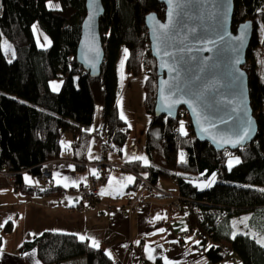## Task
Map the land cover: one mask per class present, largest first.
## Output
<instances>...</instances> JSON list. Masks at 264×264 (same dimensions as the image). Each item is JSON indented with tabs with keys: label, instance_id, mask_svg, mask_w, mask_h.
<instances>
[{
	"label": "trees",
	"instance_id": "obj_1",
	"mask_svg": "<svg viewBox=\"0 0 264 264\" xmlns=\"http://www.w3.org/2000/svg\"><path fill=\"white\" fill-rule=\"evenodd\" d=\"M49 0H0V43L5 38L14 49L8 61L0 44V176L25 194L50 195L57 190L34 192L23 182L31 174L34 182L41 164L61 160V137L72 136L71 150L76 164H84L89 139L101 136V129L122 131L112 140L120 147L127 138V129L117 116L120 93L117 59L122 48L128 50L125 70L133 77L142 75L147 63L150 74L144 82V111L149 123L145 133L144 160H133L125 168L145 177L156 185L162 179H173L183 198L182 210H188L185 235L197 238L196 249L213 264H264V247L248 233L234 232L233 216L249 213L248 228L264 236V0H234L232 30L252 20L254 31L243 69L248 76L252 114L258 125L255 140L237 151L216 152L208 143L195 139L191 124L178 127L181 117L171 120L155 114L157 76L155 60L150 55L145 16L164 14L159 0H102L104 14L99 30L104 60L98 77L90 76L76 61L80 24L85 16V0H58V9H48ZM40 24L50 38L47 48H38L32 26ZM262 26L261 39L257 35ZM60 78L59 92L50 82ZM97 106L102 107V125L91 132ZM183 153V162L180 154ZM228 153L239 157L240 163L227 166ZM79 162V163H78ZM213 184L199 189L197 182ZM3 184H6L4 182ZM193 200L200 208L188 209ZM227 212L218 223L212 209ZM197 213V214H195ZM7 222L5 232L11 231ZM235 236V238H233ZM209 239V240H208ZM211 246V247H209ZM2 236L0 235V249ZM34 250L41 264H62L85 258L87 264H112L101 249L74 235L44 232L32 241L24 242L19 252ZM237 259V261H235Z\"/></svg>",
	"mask_w": 264,
	"mask_h": 264
},
{
	"label": "crops",
	"instance_id": "obj_2",
	"mask_svg": "<svg viewBox=\"0 0 264 264\" xmlns=\"http://www.w3.org/2000/svg\"><path fill=\"white\" fill-rule=\"evenodd\" d=\"M139 77L141 76L133 77L127 74V81L117 98V116L128 131L126 141L120 147L115 145L110 159L122 166L136 160V157L146 158L142 149L138 153L136 148L132 150L129 147L132 129L130 115L141 127L143 125L147 128L149 123V118L143 114V106H139L140 97L143 104L144 94V81H139ZM134 95H137V98H134ZM132 100L137 102L141 111L131 110ZM121 111L125 119L120 118ZM101 125L102 107L97 106L91 132L96 133ZM65 140L67 146L61 151L63 158L53 166V182L57 190L54 193L25 194L11 185L7 178L0 176V235L3 237L0 264H41L34 250L21 253L18 248L44 232L70 234L78 239L80 235L93 238L99 241V249L107 255L111 253L108 256L112 264H213L204 254L198 252L197 239L193 235H182L188 229V210L184 207L182 212H174L170 207V195L147 198L142 208L131 217L124 216L121 206L132 198L138 189L137 177L129 170H107L106 180L100 188V201L87 210H75L81 200L80 189L95 171L93 168L76 164L71 150L72 138L65 136ZM100 144L98 135L89 139L84 161H95L98 158ZM129 176L134 179L129 181ZM32 180L31 174L23 175L26 186H29ZM4 182L6 184H3ZM156 186L169 193H175L178 189L173 179H162ZM60 190L67 192L61 194ZM110 204L112 208L107 206ZM10 221L11 231L4 234V226ZM161 229L164 231H160ZM86 240L91 244V239ZM150 255L152 259H149ZM62 264H87V261L83 257Z\"/></svg>",
	"mask_w": 264,
	"mask_h": 264
},
{
	"label": "water",
	"instance_id": "obj_3",
	"mask_svg": "<svg viewBox=\"0 0 264 264\" xmlns=\"http://www.w3.org/2000/svg\"><path fill=\"white\" fill-rule=\"evenodd\" d=\"M159 2L164 6L163 16H145L157 76L155 114L175 120L183 107L195 139L208 143L216 152L237 151L251 144L258 125L252 114L243 66L254 31L253 21L247 19L233 32L234 0H227L226 4L222 0H174L176 10L171 26L162 34L159 25H169L172 6L168 0ZM85 9L75 58L90 76L98 77L105 55L99 30L104 14L102 0H85ZM241 34L243 47H239L237 39ZM173 100L179 102L168 109L167 103ZM244 131L248 135L234 146Z\"/></svg>",
	"mask_w": 264,
	"mask_h": 264
},
{
	"label": "built area",
	"instance_id": "obj_4",
	"mask_svg": "<svg viewBox=\"0 0 264 264\" xmlns=\"http://www.w3.org/2000/svg\"><path fill=\"white\" fill-rule=\"evenodd\" d=\"M143 72L148 74L151 72L149 65L146 63ZM179 118L181 117V122L183 123L184 128L190 124V119L188 112L181 108L178 112ZM100 141L102 142V148L99 152L98 158L95 161H85L84 166L89 168L93 167L94 171L97 173L90 176L88 182L80 189L81 200L80 203L76 206L77 209L83 210L91 208L95 205L97 201L100 200V188L105 180L106 171L110 168H114L116 164H114L108 158L109 153L114 151V146L112 143L113 137L122 131L121 127H116L112 132H108L106 130L101 129ZM56 160L46 161L42 167H40V175L33 182L32 188L35 191L40 190H50L53 189L54 186L51 184V177L53 174V163ZM125 169V167H122ZM138 189L135 195L130 198L122 207L121 210L124 215L130 216L134 214L137 210L141 209L145 204L147 198H153L155 195H167V193L162 192L156 185L152 184L145 177L137 176ZM65 191V190H64ZM177 200H180L179 203L175 204V202L170 203V207L173 211L181 212L182 210V202L183 198L177 194ZM188 201V209L191 212H197L198 218H201L202 214L199 206L193 200ZM221 209L217 207L212 209V214L218 216L217 222L220 223L225 219L227 212H220ZM195 213V214H197ZM170 222H172L170 220ZM185 236V233L182 234ZM209 240V239H208ZM200 253L203 252L202 249L199 250Z\"/></svg>",
	"mask_w": 264,
	"mask_h": 264
},
{
	"label": "rangeland",
	"instance_id": "obj_5",
	"mask_svg": "<svg viewBox=\"0 0 264 264\" xmlns=\"http://www.w3.org/2000/svg\"><path fill=\"white\" fill-rule=\"evenodd\" d=\"M52 5H56V7H52ZM46 7L48 9H58L60 7V3L58 0H49L47 3H46ZM32 30H33V34H34V38H35V43L37 45L38 48H47L51 41H50V38L46 35V33L42 30V28L40 27V24L38 22H35L32 26ZM261 34H262V26L261 24H259V27L257 28V35L259 37V39H261ZM5 42H7L8 45L11 46V51H8L6 52L5 49H4V44ZM1 49H2V52L4 53V55L6 56L7 60L8 61H12V59L14 58V49L12 47V45L5 39V38H1ZM124 48L121 49L120 51V54H119V57L117 59V74H118V81H119V88H120V91H122L123 89V86L125 85L126 83V77H127V72L125 70V54H124ZM121 62H123V68H121ZM150 74V72L148 74H145L144 72L142 73V75H140L141 77H139V81H144L145 82V78L148 77V75ZM129 75V74H128ZM61 85H62V81L60 78H57V79H54L50 82V88L52 89V91L54 92H59V90L61 89ZM130 86V85H129ZM129 86L127 88H129ZM143 87H144V84H143ZM55 88V90H54ZM126 88V89H127ZM143 92H144V88H143ZM263 97H264V90H263ZM134 98H137V95H134ZM143 101H144V94H143ZM131 107H132V111H141L138 106H137V102L135 100H132L131 102ZM139 106L140 108H142L143 106V109H144V105L142 104V100H141V97H140V101H139ZM144 116H146L148 118V115L146 113H143ZM182 123V122H181ZM181 123L178 124V127H181ZM130 125L132 127L131 129V135L129 137V147L133 150V148H136L137 149V152L139 153L142 149V151L144 152L145 151V133H146V127H144L142 125H140V123L138 121H135L134 119H131V115H130ZM180 130V128H179ZM65 136L66 137H70L72 138L71 134L69 133H64L63 136L61 137V145H62V151L64 150L63 148L65 147V145L67 144V140H65ZM102 143V142H101ZM67 146V145H66ZM101 148H102V144H100V148H99V152L101 151ZM114 153L111 152L109 153L108 155V158L110 159L112 154ZM236 158H239L238 156L236 155H233L232 153H228V160H227V166H228V163L230 160L233 161V165H235L234 161ZM58 161V160H56ZM55 161V162H56ZM90 161V160H89ZM110 161H112L110 159ZM54 162V163H55ZM85 162V161H84ZM113 162V161H112ZM45 163V162H44ZM41 164V167L43 166V164ZM54 163H53V166H54ZM79 163V162H78ZM114 163V162H113ZM116 164V163H114ZM82 166H84L83 164H81ZM85 167V166H84ZM122 167H126V166H122V164H116V166L114 168H110L108 170H111V169H115V168H118V169H121V170H127V168L123 169ZM89 168H93V167H89ZM52 170H53V167H52ZM129 170V169H128ZM131 171V170H129ZM53 172V171H52ZM107 172V171H106ZM135 177H137L138 175H136L133 171H131ZM94 174L97 175L96 172H94ZM89 180V179H88ZM105 180H106V175H105ZM104 180V181H105ZM88 182V181H87ZM214 180L213 179H210L208 180L207 182L203 181V182H197L196 185L198 186L199 189H202L204 187H207L211 184H213ZM51 184L54 185V182H53V174H52V177H51ZM11 185L12 184V181H11ZM32 185H33V182H31V184L29 185L31 188H32ZM33 189V188H32ZM34 192H36L35 190H33ZM63 192H61L60 190V193L63 194V193H66L67 191L65 190H62ZM162 191V190H161ZM162 192H165V191H162ZM167 193L168 195L171 196V200L172 202L174 203L175 201V204L179 203L180 200H177V194L178 192L176 191L175 193H169V192H165ZM81 195V194H80ZM100 201V200H99ZM99 201H97L96 203H98ZM171 202V203H172ZM95 203V204H96ZM95 206V205H94ZM109 208H112L113 206L110 204V205H107ZM123 206V205H122ZM121 206V207H122ZM89 209V208H88ZM75 210L81 212V211H84V210H87V209H83V210H79L75 207ZM174 212H177V211H174ZM123 213V212H122ZM133 215V214H132ZM132 215H130L129 217H131ZM126 216V215H124ZM250 214L249 213H243L241 215H237V216H233L232 217V220H231V226L232 228L234 229V232L237 233V232H240V233H248L249 235H251L252 237H254V239L257 241L258 239H264V236L262 235H259V234H256L255 232H253L252 229H249L248 226V220L245 222V223H240L241 219L242 218H245V217H248L249 218ZM128 217V216H126ZM10 224H11V221H10ZM11 227V226H10ZM5 228V226H4ZM4 234L5 233H8V232H5L3 231ZM2 240H3V237H2ZM3 244V243H2ZM260 244V243H259ZM262 245V244H261ZM264 247V246H263ZM1 250V249H0ZM203 254V252H202Z\"/></svg>",
	"mask_w": 264,
	"mask_h": 264
},
{
	"label": "snow or ice",
	"instance_id": "obj_6",
	"mask_svg": "<svg viewBox=\"0 0 264 264\" xmlns=\"http://www.w3.org/2000/svg\"><path fill=\"white\" fill-rule=\"evenodd\" d=\"M169 4L172 6L169 13H168V16H169V25H159L160 29H162V34H166L168 28L171 26V20H172V17L175 13V10H176V7H175V4H174V0H168ZM222 2L224 4L227 3V0H222ZM93 3H95V0H93ZM52 7H56V5H52ZM226 11V10H225ZM247 26H245L246 28ZM159 39V37H158ZM239 41H240V44H239V47H243V41H244V35L241 34V36H239L237 38ZM4 49L6 52L8 51H11V46L7 44V42H5L4 44ZM124 54H125V58L127 57V54H128V50L125 49L124 50ZM165 55H169L168 52H165ZM121 68H123V62H121ZM55 90V88H54ZM179 101L178 100H173L171 101V103H167V108L168 109H171L176 103H178ZM120 118L121 119H125L124 115H123V112L121 111L120 113ZM180 131L184 134V135H187V132L184 130V126H183V123H181V128H180ZM205 131H207V129H205ZM248 135L247 131H244L242 135H240L236 141L234 142V146L235 144H239L246 136ZM180 158H181V162H183V153L180 154ZM136 159H139V160H144V163L147 164V159L144 158V157H136ZM235 164H239L240 163V160L239 158H236L235 161H234ZM233 167V161L230 160L229 163H228V168L229 170H231V168ZM129 181L133 180L134 178L129 176L127 178ZM68 185H65V187H67ZM260 191H264V189H261ZM159 219V217H157ZM247 219H249L248 217H245V218H242L240 223H245L247 221ZM160 231H164V229H161ZM233 238H235V236H233ZM79 239L81 241H84L86 239H91V246L94 247V248H99L100 247V244H99V241L93 239V238H87L85 237L84 235H80ZM258 243L262 244V246H264V239H258L257 240ZM139 243V242H137ZM197 243H199V241H197ZM211 247V246H209ZM108 255H111V253L109 252ZM149 259H152L151 255L149 256Z\"/></svg>",
	"mask_w": 264,
	"mask_h": 264
}]
</instances>
